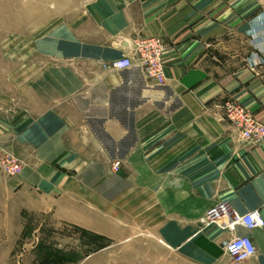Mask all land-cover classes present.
I'll return each instance as SVG.
<instances>
[{"label":"crops","instance_id":"crops-1","mask_svg":"<svg viewBox=\"0 0 264 264\" xmlns=\"http://www.w3.org/2000/svg\"><path fill=\"white\" fill-rule=\"evenodd\" d=\"M83 9L76 51H50L61 59L40 65L11 114L0 112V145L23 162L14 176L0 169V225L16 205L115 241L147 229L205 264H264V226L200 221L221 201L264 220V139L240 141L217 107L232 100L264 124V0ZM138 35L164 42L162 85L135 66L108 67ZM232 236H248L254 255L220 256Z\"/></svg>","mask_w":264,"mask_h":264},{"label":"rangeland","instance_id":"rangeland-1","mask_svg":"<svg viewBox=\"0 0 264 264\" xmlns=\"http://www.w3.org/2000/svg\"><path fill=\"white\" fill-rule=\"evenodd\" d=\"M87 2L0 0V112L5 116L39 66L61 59L50 51H76V27ZM0 149L19 159L6 147ZM0 169L14 176L1 165ZM132 235L115 241L47 214L21 211L18 215L16 205H8L0 225V264H205L191 257L188 247H166L147 229ZM219 254L233 262L224 246Z\"/></svg>","mask_w":264,"mask_h":264},{"label":"built area","instance_id":"built-area-1","mask_svg":"<svg viewBox=\"0 0 264 264\" xmlns=\"http://www.w3.org/2000/svg\"><path fill=\"white\" fill-rule=\"evenodd\" d=\"M131 46V54H124L112 60L108 67L112 70L121 71L135 66L146 79L156 85H162L165 80L162 61L165 49L163 40L155 36L138 35L132 39ZM261 62L264 63V58L261 59ZM217 107L222 117L235 130L240 141L257 143L264 139V124L258 121L247 107L228 99L219 103ZM0 165L6 173L15 175L21 171L23 163L4 149H0ZM118 166V161L112 165L114 170H117ZM200 221L205 224L215 223L230 232L234 230L236 225L248 229L264 226V220L258 209L239 214L232 210L225 201L209 207ZM224 249L234 263L245 261L255 253L253 242L248 236H232L224 244Z\"/></svg>","mask_w":264,"mask_h":264}]
</instances>
